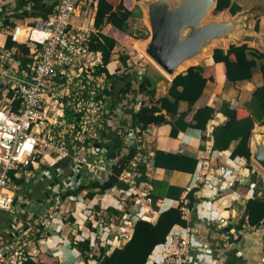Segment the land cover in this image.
Here are the masks:
<instances>
[{
	"label": "built area",
	"instance_id": "built-area-1",
	"mask_svg": "<svg viewBox=\"0 0 264 264\" xmlns=\"http://www.w3.org/2000/svg\"><path fill=\"white\" fill-rule=\"evenodd\" d=\"M21 1L0 0V211L14 213L22 206L23 183L17 179L28 183L47 176L50 182L45 209L28 212L19 240L0 246V264H23L32 257L26 247L33 238L41 232L53 233L56 222H71L79 204L84 205L86 226L90 222L91 227H87L88 234L66 238L68 246L85 239L94 246L99 239L111 249L120 247L130 240L138 220L154 221L159 212L150 205L153 185L142 179L144 175L152 178L155 168L152 126L143 129L132 122L124 132L115 134L110 96L97 99L107 86V73L96 72L103 65V54L90 47L93 28L74 20L80 8L88 10L95 0H57L55 11L42 27L13 16ZM8 38L29 46L34 58L30 69L20 68L16 47L6 46ZM212 140L199 152L192 180L191 189L197 188L202 208L211 198L219 200L213 191L228 189L242 167L220 163L221 152L214 153ZM248 176L241 180L246 182ZM83 184L87 187L73 193ZM89 192L95 195L89 197ZM229 195L237 201L241 189ZM221 198L228 199V195ZM183 202L186 218L191 210L186 198ZM233 202L225 207L231 208ZM110 208L114 212L109 213ZM230 217L217 218L226 248L241 243V232L229 228L236 223ZM197 247L192 228L183 227L160 244L159 252L153 255V251L147 264H202Z\"/></svg>",
	"mask_w": 264,
	"mask_h": 264
},
{
	"label": "trees",
	"instance_id": "trees-1",
	"mask_svg": "<svg viewBox=\"0 0 264 264\" xmlns=\"http://www.w3.org/2000/svg\"><path fill=\"white\" fill-rule=\"evenodd\" d=\"M138 1L140 0H98L95 23L90 36V47L96 51H101L103 54V65L97 68V74L107 73V86L98 93L97 99L103 98L105 94L109 95L113 98L114 105L112 107L119 106L118 102L120 101L119 94L114 91L112 86L119 79L120 69H116L114 73H111L110 70V64L114 60V50L119 48L122 52L120 59L124 65H127L130 55L125 52V47L116 38L105 34L103 30L107 25L112 24L119 30L126 32L130 18L135 16L136 11H142L137 4ZM57 3V0H23L18 3L15 17H20L34 26L42 27L46 25L49 16L55 11ZM29 5L32 6L28 8ZM227 9L235 15L242 10V6L233 0H219L216 12ZM255 30H260L259 16L256 17ZM6 46L8 48L16 47L14 55L19 61L21 69H30L29 65L33 63L34 58L31 56L28 45L16 43L8 38ZM212 56L215 61L214 67L202 64L190 66L172 80L168 94L158 98L156 97L157 83L166 77L152 66L142 67L143 73L140 74L142 78L138 93L148 96L149 101L148 103L143 101L137 110L127 108L125 117L121 120L118 118L113 131L117 134L124 132L128 128L126 122H130V120L141 125L143 129L153 125L170 123L172 125L171 135L177 137L180 132L186 131L190 127L205 130L209 121L214 119L218 113H222L226 116V121L213 129L212 150L218 155L220 152L228 151L233 143H236L231 156H242L251 161L250 142L253 130L257 124L264 125V49L253 48L249 43L239 45L233 43L228 48L216 47ZM223 70L226 78L225 86L251 81L256 74H259L262 81L254 89L251 98L242 104L233 105L230 101L222 100L215 106L205 105L195 110L192 119L188 121L187 116L191 113L193 105L203 95L208 83L210 81L219 82V74L220 72L222 74ZM140 75L138 72L127 73L123 93L135 92L134 82L136 79L139 80L138 76ZM223 77L224 75L221 76V78ZM9 94L12 95V92ZM181 100L188 102V109L185 111H180ZM125 103H128V99L125 100ZM112 114L114 118L116 114ZM152 163L155 167H163L169 170L195 172L198 166V158L188 153L157 150ZM143 171H145V167H143ZM142 179L153 185L149 199L151 207L157 211H160L159 203L162 199L168 197L181 200L182 194L186 190L184 187L170 185L166 181H156L146 175ZM16 181L18 183L23 182L21 179ZM99 185L102 186V184ZM85 187L87 185L83 184L73 193H78ZM197 191V188H192L188 190L186 195L187 206L191 211L195 210L200 200ZM94 195L95 192L88 194L89 197ZM183 205L182 200L178 206L161 211L155 222L145 219L138 220L130 240L113 250L109 245L102 244L99 239L96 240L94 246L91 245L90 239H85L73 244V247L78 250L85 264H147L154 249L167 240L175 225L182 227L188 225V221L181 210ZM97 209L100 210V207ZM108 212H114V210L110 208ZM6 215L7 212H5V218ZM87 227H91L90 222H87ZM230 227L241 232L239 242L242 241L243 231L264 228V196L256 194L254 198H251L247 202L244 215ZM231 255L233 264L244 262L243 256L237 254L236 251H233ZM23 264L48 263L36 261L29 256L23 261Z\"/></svg>",
	"mask_w": 264,
	"mask_h": 264
},
{
	"label": "crops",
	"instance_id": "crops-1",
	"mask_svg": "<svg viewBox=\"0 0 264 264\" xmlns=\"http://www.w3.org/2000/svg\"><path fill=\"white\" fill-rule=\"evenodd\" d=\"M233 1L242 6L241 11L250 8H256V13L252 20L251 26L255 30L256 17L259 16L261 28L260 30L262 31V25H264V0L263 2L260 0H248L246 3L247 5H245V0ZM137 4L142 7L139 1L137 2ZM97 5L98 1H95L94 5H92V8L84 11V14L82 16L76 17L75 22L78 25H88L93 28L97 13ZM30 6L32 5H29L28 8H30ZM17 10H15L13 16H16ZM228 13L230 12L228 11ZM136 16H139V11H136L135 16H133L132 18ZM132 18H130L128 24ZM103 32L116 38L117 41L123 46L124 43H126V39H128L129 42V38H125V32L119 30L112 24L107 25ZM257 38L259 40L248 42L249 45L250 43L254 42L264 44V36H257ZM221 47L228 48L227 46ZM126 53H128L129 55L131 54V52ZM121 54L122 52L119 50V48H116L114 50V60L110 64L111 73H114L118 68L120 69L118 73V81L115 84H112L114 91L119 94L120 97V101L118 102L119 106L117 105L116 107H112L114 105L113 98L110 97V109L112 113L116 114L111 122V125H113V129H115V122L118 120V118L121 120L125 117L127 108L137 110L140 108L143 101H145L146 103H148L149 101L148 96L138 93L140 81L142 78L140 75L141 69L138 71L134 69V66L132 64V60H134V58H132V56H130V61L128 60L127 65H124L120 59ZM212 54L213 53L200 58L198 64L214 67L213 65H215V61ZM140 57H143V54H140ZM149 66H152V68L159 70L152 63H150ZM159 71L163 73L161 70ZM185 71L186 70H184L183 72ZM135 72H138L140 75L138 76L139 80L136 79V81L134 82V91L136 93H123L126 86L127 73L132 74ZM163 75L166 77V79L157 83V98L168 94L173 80V78L166 76L164 73ZM223 75L224 77L221 78V76ZM219 76V82L210 81L208 83L203 95L193 105L191 113L187 116L186 119L188 121L192 119L195 110L205 105L215 106L222 100H227L231 103L239 100L241 101L240 104H242L243 102L251 98L254 89L257 85L261 84L262 81L259 74H256L254 79H252L251 81H243L236 84H228L227 86H225L226 78L224 70L222 74L220 72ZM127 99L128 103L126 104L125 100ZM187 109L188 102L186 100H181L180 111H185ZM225 121L226 116H224L222 113H218L214 119L209 121L205 130L190 127L186 131L180 132L177 137H173L171 135L172 125L170 123L153 125L151 130L154 134V141L152 142L151 146L154 151L162 150L172 153H188L199 158V152L205 149L209 145V141L212 140V130L214 129V127L224 123ZM132 122L134 121L130 120V122H126L128 124L127 127H129ZM235 144L236 143H233L232 147L228 151L221 152L218 161L220 163L226 162L242 165V167L240 169L238 168L237 170L238 178L232 183L231 186L228 187V189L221 188L220 190H218L217 187V190L213 191L214 195H218V201H215V198H211L205 204L207 206L204 205L205 207L203 208L201 207V204L199 206L197 203L195 210L191 211L190 214L186 216V219L188 221L187 226L192 228L193 235L194 237L196 236V240L198 242L197 253L203 259L202 264H233V261L231 260V254L233 253V251H236L237 254L243 256L244 262L242 264H264V228L252 231H243L241 243H239V245H236V247L226 248L220 238V228H218L217 226V218L221 215L231 216L230 218H234V220L237 222L244 215L247 202L251 198H254L256 194L264 196V169L253 159H251V161H248L247 159H245V157L242 156L232 157L231 152L235 147ZM245 162H247V164H245ZM47 168L49 169L50 167L46 166L45 169ZM49 171L52 170L49 169ZM194 173L195 172L169 170L163 167H155L152 170V178L154 180L166 181L170 185L181 186L186 189L182 194L181 200L168 197L162 199L159 205L160 211L156 214V218L153 222L157 220L161 211H164L170 207L178 206L180 201L184 200L185 198L186 202L188 201L186 195L188 190H190L192 187ZM247 173L249 174V176L245 177L247 180L246 182H243L241 179ZM20 179L23 180V198H20L22 206H20L19 209L14 213L7 212L6 218L4 216L6 211H0V246L11 241L19 240V236L26 228V216L28 212L40 213V211L44 210L46 206L47 189L50 182L49 177H42L40 180H30L28 183H25L24 178ZM98 186L100 185L96 184V187ZM238 188L241 189L242 196L239 200L233 202L231 199L232 196L229 194L230 192L236 191V189ZM223 195H228V199L221 198V196ZM229 200L233 202V206L231 208H226L225 206H228L230 203ZM85 211L86 209L84 208V205L79 204L78 211L74 216H72L71 222H56V228L54 229L53 233H38L37 237L33 238L32 245H28L26 247V250L32 253V258L36 261H42L48 264H85L84 259H82V257L80 256L78 250L73 247V244H71V247H69V241H67L66 239L68 238V240H74L75 235L81 232H85L86 234H88V228L85 221ZM14 220H17V225H13ZM182 228L183 227L181 225H175L170 234H174L175 232L178 233L182 230ZM159 249L160 245H158L154 249L155 251L153 255L159 252Z\"/></svg>",
	"mask_w": 264,
	"mask_h": 264
},
{
	"label": "water",
	"instance_id": "water-1",
	"mask_svg": "<svg viewBox=\"0 0 264 264\" xmlns=\"http://www.w3.org/2000/svg\"><path fill=\"white\" fill-rule=\"evenodd\" d=\"M218 1L140 0L150 31L143 50L166 76L174 79L198 65L221 42L229 47L259 40L251 26L256 8L217 15ZM250 148L252 159L264 169V125H256Z\"/></svg>",
	"mask_w": 264,
	"mask_h": 264
},
{
	"label": "rangeland",
	"instance_id": "rangeland-1",
	"mask_svg": "<svg viewBox=\"0 0 264 264\" xmlns=\"http://www.w3.org/2000/svg\"><path fill=\"white\" fill-rule=\"evenodd\" d=\"M247 1L248 0H245V5H247L246 4ZM260 1L263 2V0H260ZM90 8H92V6ZM84 11L85 10L80 8L79 11L75 14L74 20L76 21V17L82 16L84 14ZM227 11H229V10L227 9ZM220 13H222V12L217 13V15ZM254 24H255V22H254ZM252 29H253L254 36H256V37L257 36H261V37L264 36V25H262V31L261 30L256 31V30H254L253 27H252ZM124 34L126 35L125 38H129V42H128V39H126V41H125L126 43H124L125 52H131L130 56H132V58H134V60H132V64L134 66V69L136 71H138L142 67L149 66L150 63H152L155 67H157V65L150 59V57L143 50V46H144L145 42L150 37V31L147 27L143 10L141 12H139V16H136V17L131 19V21L127 25V31ZM253 41H255V40H253ZM250 45L253 48H260V49L264 48V44H260L257 42L250 43ZM221 46H225V43L221 42L218 44V47H221ZM140 54H143V57H140Z\"/></svg>",
	"mask_w": 264,
	"mask_h": 264
},
{
	"label": "bare ground",
	"instance_id": "bare-ground-1",
	"mask_svg": "<svg viewBox=\"0 0 264 264\" xmlns=\"http://www.w3.org/2000/svg\"><path fill=\"white\" fill-rule=\"evenodd\" d=\"M95 1H98V0H95ZM95 3V2H94ZM139 42V41H138ZM138 44V43H137ZM141 50V49H140ZM75 244V243H74ZM111 250H113V249H111Z\"/></svg>",
	"mask_w": 264,
	"mask_h": 264
}]
</instances>
